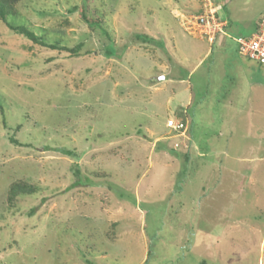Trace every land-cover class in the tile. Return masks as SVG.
Listing matches in <instances>:
<instances>
[{"label":"rangeland","instance_id":"rangeland-1","mask_svg":"<svg viewBox=\"0 0 264 264\" xmlns=\"http://www.w3.org/2000/svg\"><path fill=\"white\" fill-rule=\"evenodd\" d=\"M210 2L223 43L196 31L204 0H20L0 22V264H264V67L233 41L264 0Z\"/></svg>","mask_w":264,"mask_h":264},{"label":"built area","instance_id":"built-area-1","mask_svg":"<svg viewBox=\"0 0 264 264\" xmlns=\"http://www.w3.org/2000/svg\"><path fill=\"white\" fill-rule=\"evenodd\" d=\"M204 1L201 13L194 19V25L201 39H205L208 43H213L218 34H224L226 24L217 15L220 6L213 5L210 2L211 0ZM186 31L190 32V30ZM233 41L237 45L239 55L264 67V14L260 16L255 31L250 37L237 38L233 39ZM165 127L172 137L180 138L174 142V149L183 146L184 140L187 139V121L181 117H169L166 119Z\"/></svg>","mask_w":264,"mask_h":264},{"label":"trees","instance_id":"trees-1","mask_svg":"<svg viewBox=\"0 0 264 264\" xmlns=\"http://www.w3.org/2000/svg\"><path fill=\"white\" fill-rule=\"evenodd\" d=\"M19 1L20 0H0V22L6 23V20L9 16H15L16 14L15 6ZM78 11H79L78 14H79L80 19L86 24L90 26L99 25L98 19H93L87 16L84 5H81ZM7 27L15 35L24 37L25 39L33 43L43 45L42 42L37 40L33 32L27 30L26 28L22 26L7 25ZM25 192L32 193L33 190L31 188L26 190L25 186H19L16 184V185H13L10 191L12 196L18 195L19 193H25Z\"/></svg>","mask_w":264,"mask_h":264},{"label":"crops","instance_id":"crops-1","mask_svg":"<svg viewBox=\"0 0 264 264\" xmlns=\"http://www.w3.org/2000/svg\"><path fill=\"white\" fill-rule=\"evenodd\" d=\"M226 25H225V28H224V34H218L217 36H216V38H215V40H214V42L213 43H209V44H214L215 42H216V40H218L219 38H220V40L222 41V43H223V38L224 37H227L226 36V34H225V29H226V27H227V25H228V22H226L225 20H222ZM253 90H254V88H253ZM253 90H252V94H253ZM188 131H189V125H188ZM187 140H188V138H187ZM181 148V147H180ZM190 149V146H189V148H188V150ZM188 150H187V148L184 150V151H187L188 152ZM186 152V153H187Z\"/></svg>","mask_w":264,"mask_h":264},{"label":"water","instance_id":"water-1","mask_svg":"<svg viewBox=\"0 0 264 264\" xmlns=\"http://www.w3.org/2000/svg\"><path fill=\"white\" fill-rule=\"evenodd\" d=\"M162 77H160L159 79H161Z\"/></svg>","mask_w":264,"mask_h":264}]
</instances>
